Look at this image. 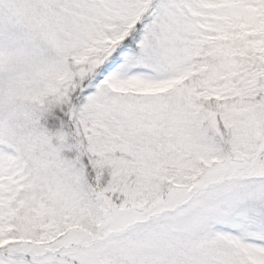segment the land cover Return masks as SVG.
Here are the masks:
<instances>
[{"label":"snow or ice","instance_id":"obj_1","mask_svg":"<svg viewBox=\"0 0 264 264\" xmlns=\"http://www.w3.org/2000/svg\"><path fill=\"white\" fill-rule=\"evenodd\" d=\"M0 264H264V0H0Z\"/></svg>","mask_w":264,"mask_h":264}]
</instances>
